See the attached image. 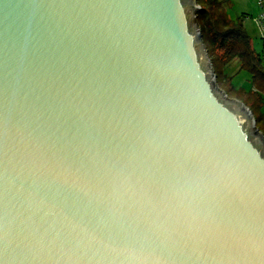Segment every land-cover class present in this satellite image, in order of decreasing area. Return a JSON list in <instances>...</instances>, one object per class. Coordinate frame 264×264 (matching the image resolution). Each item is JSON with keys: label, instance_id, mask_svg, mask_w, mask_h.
<instances>
[{"label": "water", "instance_id": "water-1", "mask_svg": "<svg viewBox=\"0 0 264 264\" xmlns=\"http://www.w3.org/2000/svg\"><path fill=\"white\" fill-rule=\"evenodd\" d=\"M198 8L0 0V264H264V135Z\"/></svg>", "mask_w": 264, "mask_h": 264}, {"label": "rangeland", "instance_id": "rangeland-1", "mask_svg": "<svg viewBox=\"0 0 264 264\" xmlns=\"http://www.w3.org/2000/svg\"><path fill=\"white\" fill-rule=\"evenodd\" d=\"M208 2L210 7L209 18L217 27L228 26L226 20L229 22L231 21L233 24L238 23V20L241 21L246 35L250 40L251 47L255 53L260 55L264 67L262 41L259 38L258 29L253 21V18L258 12L255 0H208ZM195 3L199 6V10L201 5L205 2L204 0H195ZM198 10L196 11V14H198ZM196 30L199 32V36L197 37L198 46L201 52L205 51L203 54L206 55V58L209 61L204 64L207 70V76L213 81V87L216 92L226 103H231L232 100L239 101L243 106L249 108L251 115L255 120V126L263 134L264 124L260 119L262 118V115L259 113V116L256 110V105H258V103L252 99L247 100V102L242 101L239 95L233 90L238 88L248 89L251 85L250 77H248V74L244 71L237 70L239 66L238 60H233L224 67L221 66L219 61L221 52L216 48L210 47L208 32L206 31L205 25L202 24V20L199 16L196 17ZM210 73H213L214 77H211ZM230 82L233 86H231ZM222 95H225L226 97H223ZM261 112L264 113V102ZM240 114L243 115V112L240 111Z\"/></svg>", "mask_w": 264, "mask_h": 264}, {"label": "trees", "instance_id": "trees-1", "mask_svg": "<svg viewBox=\"0 0 264 264\" xmlns=\"http://www.w3.org/2000/svg\"><path fill=\"white\" fill-rule=\"evenodd\" d=\"M204 2L206 4L203 3L201 5L197 16L201 18L202 24L205 25L206 31L208 32L210 47L216 48L221 52L219 56L221 66L224 67L231 61L238 60L239 66L237 70L244 71L251 80V86L248 89L240 88L233 90L239 95L242 101L246 102L249 99L255 102L262 101L264 98V67L260 55L255 53L251 47L250 40L246 35L241 21L238 20V23L233 24L231 21L226 20L228 26L217 27L209 18L210 7L208 0H204ZM262 48L264 49L263 43ZM231 86L233 85L231 84Z\"/></svg>", "mask_w": 264, "mask_h": 264}, {"label": "built area", "instance_id": "built-area-1", "mask_svg": "<svg viewBox=\"0 0 264 264\" xmlns=\"http://www.w3.org/2000/svg\"><path fill=\"white\" fill-rule=\"evenodd\" d=\"M256 2L258 7V13L253 18V20L258 29V35L264 46V0H256Z\"/></svg>", "mask_w": 264, "mask_h": 264}, {"label": "crops", "instance_id": "crops-1", "mask_svg": "<svg viewBox=\"0 0 264 264\" xmlns=\"http://www.w3.org/2000/svg\"><path fill=\"white\" fill-rule=\"evenodd\" d=\"M251 86V85H250ZM239 89V88H238ZM247 102V101H246ZM263 102H264V100L262 99V101L260 100L259 102H257L258 103V105H256V110H257V114L260 116V114L262 115V118H260L262 121H263V124H264V113H262L261 111H262V108H263ZM254 108H255V106H254ZM255 112V111H254ZM260 113V114H259ZM263 134H264V132H263Z\"/></svg>", "mask_w": 264, "mask_h": 264}]
</instances>
